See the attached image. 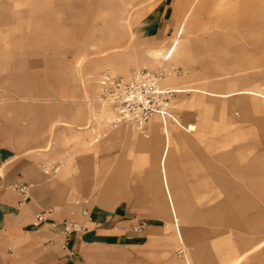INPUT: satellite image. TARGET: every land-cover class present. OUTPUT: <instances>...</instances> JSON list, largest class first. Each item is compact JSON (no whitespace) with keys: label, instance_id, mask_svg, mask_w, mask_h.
Returning a JSON list of instances; mask_svg holds the SVG:
<instances>
[{"label":"rangeland","instance_id":"rangeland-1","mask_svg":"<svg viewBox=\"0 0 264 264\" xmlns=\"http://www.w3.org/2000/svg\"><path fill=\"white\" fill-rule=\"evenodd\" d=\"M185 14L178 13L179 24ZM195 16L181 36L185 57L179 48L165 62L177 33L164 41L150 37L137 26L130 0H0V141L21 148L23 137L43 131L42 159L69 151L41 164L53 179L64 162L78 163L81 148L99 146L95 140L115 130L106 117L110 108L99 102L106 73L129 79L160 69L166 74L164 90L220 94H173L168 111L176 119L199 117L197 133L207 143L202 148L210 158L215 155L217 178L226 179L216 178L214 188L210 182L209 194L193 205L194 220L186 219L193 209L182 204L181 222L191 240L186 255L194 253L201 264H264V98L244 96L249 91L264 96V0H206ZM154 50L159 55L153 56ZM48 116H55L49 124ZM77 192L81 188L70 189L69 201L83 198ZM155 224L157 232L135 247L94 250V260L186 264L168 220L147 221L149 227ZM253 236L263 243L247 252Z\"/></svg>","mask_w":264,"mask_h":264},{"label":"crops","instance_id":"crops-1","mask_svg":"<svg viewBox=\"0 0 264 264\" xmlns=\"http://www.w3.org/2000/svg\"><path fill=\"white\" fill-rule=\"evenodd\" d=\"M130 1L137 12V26L160 41L173 36L186 20L185 16L179 24L178 13L186 11L187 15L196 2ZM205 3L206 0L200 1L201 9ZM177 117L175 119L184 127L199 123L198 116H192L191 120L183 114ZM46 118L49 124L55 116ZM161 122L160 117H153L144 133L127 125L114 128L106 139L105 136L101 141L100 138L95 140V143L100 142L99 146L81 148L78 163L64 162L53 179L46 178L41 164L53 160L52 157L68 156L69 151L56 150L54 155L49 153L48 158L42 159L39 147L47 139L43 131L23 137L25 143L21 148L0 141V264H98L91 254L94 250L135 247L141 238L157 232V224L147 225L140 231L136 229L142 222L170 217L167 196L161 187V165L166 155ZM170 131L175 146L166 163L168 181L170 187H175L173 192L184 207L193 209L194 216H184L194 220L193 205L201 202V196L209 194L210 182L215 186V155L210 158L209 151L202 148L207 143L206 139L201 140L199 133L189 134L172 127ZM50 148L46 152H50ZM217 180L226 179L219 175ZM20 185L28 187L25 195L15 189ZM76 187L81 188V194L77 192L83 197L78 199L83 201L81 204L68 199L70 189ZM40 215L44 219H39ZM66 221L75 222L79 229L66 233L62 225ZM249 240L247 252L263 242L255 236ZM194 261L201 264L199 257ZM249 264L258 263L256 260Z\"/></svg>","mask_w":264,"mask_h":264},{"label":"built area","instance_id":"built-area-1","mask_svg":"<svg viewBox=\"0 0 264 264\" xmlns=\"http://www.w3.org/2000/svg\"><path fill=\"white\" fill-rule=\"evenodd\" d=\"M165 77L166 74L160 69L156 72L142 70L129 79L106 73L101 81L99 102L114 112L112 127L127 125L137 132L144 133L146 125L153 117L158 116L163 122L165 118L171 117L168 111L175 93L162 89L161 83ZM57 172L58 168H55L54 173ZM15 189L25 195L28 187L20 185ZM39 219H44V216L40 215ZM62 225L66 233L79 229L73 221L63 222ZM146 226L147 223L142 222L136 230H144Z\"/></svg>","mask_w":264,"mask_h":264},{"label":"bare ground","instance_id":"bare-ground-1","mask_svg":"<svg viewBox=\"0 0 264 264\" xmlns=\"http://www.w3.org/2000/svg\"><path fill=\"white\" fill-rule=\"evenodd\" d=\"M200 1L201 0H196L195 2V5L193 7V11H190L187 13L186 15V20L181 24V26L178 28V31L175 32L177 33L176 37H174L175 39L173 40L171 46L169 47V49L166 51L165 55H164V61H169L173 56L174 54L178 51V49H182V54L181 56L182 57H185V54H184V50H185V47H183L182 44V39H181V36L182 34L184 33V30L185 28L192 22H190V20L192 19V16L195 14L198 13V11L201 9V4H200ZM148 2V1H147ZM193 2V1H192ZM217 3V2H216ZM215 3V5H216ZM192 4V3H191ZM193 5V4H192ZM213 6V5H212ZM197 16V15H196ZM195 16V17H196ZM129 18V17H128ZM198 18V16H197ZM193 23V22H192ZM191 25V24H190ZM189 25V26H190ZM129 27V26H128ZM145 27V26H144ZM158 31V30H157ZM172 36V35H171ZM190 36V35H188ZM146 38V37H145ZM150 39V38H149ZM148 39V41H149ZM168 40V39H167ZM153 42V41H152ZM158 44V43H157ZM164 44V43H163ZM147 46V45H146ZM153 47V46H151ZM113 51V50H112ZM142 51V50H141ZM129 52V51H128ZM149 52V51H148ZM152 55L153 56H157L159 55V50H154L152 52ZM137 57V56H136ZM92 62V61H91ZM172 66V65H171ZM108 67V66H107ZM193 68V67H192ZM159 69V68H158ZM174 69V68H173ZM176 70V69H174ZM183 74V73H182ZM95 76V75H94ZM176 77V76H175ZM181 77V76H180ZM97 83V82H96ZM99 83V82H98ZM173 93H177V94H183V93H186V92H191V93H201V94H205V95H208V96H212V97H223L222 95L220 94H217V93H212V92H208V91H205V90H201V89H187L185 87H180L178 89H175V90H169ZM244 96H247V98H250L252 99L253 97L254 98H264V96H262L261 94H258L257 92H253V91H249L247 92L246 95ZM84 100V99H83ZM82 100V101H83ZM247 108H250L248 106L244 107V110H250V109H247ZM248 112V111H247ZM245 113V112H244ZM250 113V112H249ZM250 116V115H249ZM106 117H107V120L110 121L112 123V121L114 120L115 118V114L114 112L111 110V109H108V111L106 112ZM174 122L175 125L173 126L172 124H170L171 122H169V120ZM165 118V122H161V129H162V133H163V136L165 138V143H166V155L163 159V162H162V165H161V171H162V182H163V190L167 196V201H168V207H169V211H170V217H171V220L172 221H169V218L167 219L168 220V223L170 224L171 226V230H170V234H171V238L177 242V251H179L180 254L183 253V257L185 258V263L186 264H196L195 263V258L191 257L194 255L191 254L189 257H188V253L186 255V251L188 250L189 251V245H190V235L188 236V229L187 228H184L183 227V224L181 222V215L184 213V211L181 209L182 208V202L178 200V198L175 196L174 194V188L171 186L170 187V184H169V181H168V177H167V161H168V157H169V154H170V151L171 149L175 146V139H173V134L172 132L170 131V128H174V129H182L184 131H186L187 133L189 134H196L198 132V127L196 125H188L186 127H184L183 125L180 124L179 121H177L175 118H173L172 116L169 117V118ZM159 120V119H158ZM154 121V120H153ZM159 122V121H158ZM110 123V124H111ZM206 123V122H205ZM109 124V123H108ZM172 125V126H170ZM129 131V130H128ZM6 143V142H5ZM144 146V145H143ZM156 148V147H155ZM155 150V149H154ZM162 151V150H161ZM164 151V150H163ZM160 152V151H159ZM147 153V152H146ZM158 157V155H157ZM167 159V160H166ZM45 167V166H44ZM47 168V167H46ZM67 172V171H66ZM54 177V176H53ZM68 178V177H67ZM66 178V179H67ZM162 184V183H160ZM158 189V188H157ZM177 189V188H176ZM174 191V192H173ZM238 209V208H237ZM168 210V209H167ZM166 211V210H165ZM189 212H192V211H189ZM168 213V212H167ZM247 214H249V211L246 210ZM163 215V214H162ZM264 227V226H263ZM262 226L260 227H257V229H261ZM263 243V242H262ZM192 247V246H191Z\"/></svg>","mask_w":264,"mask_h":264}]
</instances>
